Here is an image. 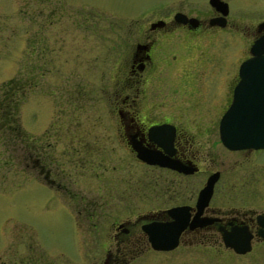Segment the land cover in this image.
I'll return each instance as SVG.
<instances>
[{"label":"flooded vegetation","instance_id":"obj_1","mask_svg":"<svg viewBox=\"0 0 264 264\" xmlns=\"http://www.w3.org/2000/svg\"><path fill=\"white\" fill-rule=\"evenodd\" d=\"M221 1L226 3L225 14L208 0L207 8L190 12L182 1H179L176 10L170 15L153 16L142 21L143 27L135 33L136 35L133 29L129 28L125 33L126 38L115 37L112 42L106 44L104 57L108 56L115 62L110 77L111 85L105 98L106 106L102 111L107 118L83 119L80 114L84 113V91L76 89L77 91L73 92L64 88L65 98L71 100H66L69 106L66 104V107L58 109L41 136L22 141L24 137L19 133L18 126H13L15 135L19 136V164L29 166L37 180L44 181L43 183L57 194L61 193L62 196L59 197L78 228L81 226V219L90 222L93 228V244L81 245L80 264H186L176 253H201L205 260L210 258L206 253L221 252L222 249L229 248L221 241V231H227L231 227L245 226L251 233L250 250L254 241H264L257 233L261 228L257 216L264 217V147L228 149L222 145L218 136L219 118L230 102L232 88L238 80V66L251 55L249 48L255 40H260L261 44L264 42V0H259L262 6L259 5L257 18L251 22L229 15L228 0ZM174 30L176 55L172 54L171 58H176V84L173 89L176 90L180 102L176 105V113L174 111L168 116L164 115V110L152 112L153 106L145 105V86L157 72V63L167 58L169 45L164 39L171 36ZM224 33L237 34L242 43V56L230 75L225 69L226 82L219 84L220 89H223L220 98L218 97L220 102L216 106L212 102L202 103L201 106L187 105V96L178 93L177 89L184 87L186 83L190 86L191 75L195 72L193 64L198 66L196 69L212 64L213 59L206 60L205 56L201 57V53L213 48L210 52L213 58L222 56L221 52L215 51V42H220L222 50L227 38ZM200 41H205V44ZM39 43L41 42L33 43V54L37 50L42 53L52 49L47 44L38 48ZM89 46L94 67L99 65L101 57L100 42L95 41ZM79 50L75 51L77 55ZM25 88L23 84L6 87L3 94L7 95L0 97L1 115L9 117L10 111L15 108L16 100H10L8 93H15L16 90L22 92ZM102 90L106 94L104 89L99 88V92ZM214 107L215 111L220 108V112L213 116L214 119L203 116L207 110L209 112V109ZM192 112L197 113V117L187 116ZM211 137H214L216 143H220L225 152L235 156L230 164L226 165V170L222 168L224 160L213 164ZM117 142L121 150L137 163L174 174L176 179L164 180L158 184L155 191L158 196L147 198L156 200V203H150L134 212L131 207L134 201L131 198L111 196L114 189L109 186L111 183H107V186L103 180L101 182L104 169H107V164H104L102 158L106 154L116 152ZM59 146L61 148L57 151ZM135 146L176 160L177 168L172 169L139 159ZM57 156L62 159H57ZM86 157L87 161L89 157H100L95 165L101 167V171H91L95 187L88 186L94 191V194L89 196L79 192L86 189L82 185L84 181L70 179L72 172H75L76 178L83 176L78 168L85 163ZM90 162L92 163V160ZM92 166L90 168L93 169ZM214 172L215 180L210 193L202 205H198V202H201L198 201L199 193L208 176ZM197 175L198 181L194 179ZM222 179L230 183L229 188H234L228 191L227 182L224 181L220 188L218 183ZM107 188L111 192H101ZM250 194L256 195V206H245L241 202L230 201L233 195L247 198ZM119 202L124 205L121 213L117 212ZM136 202H139V199ZM171 207H176V244L169 248L155 247L149 236L157 233L159 229L156 227L160 224L174 219L167 211ZM6 244L0 250V264H20L18 248L12 247L5 252L8 248Z\"/></svg>","mask_w":264,"mask_h":264},{"label":"rangeland","instance_id":"obj_2","mask_svg":"<svg viewBox=\"0 0 264 264\" xmlns=\"http://www.w3.org/2000/svg\"><path fill=\"white\" fill-rule=\"evenodd\" d=\"M179 1L189 12L208 7L206 0H0V97L7 95L3 94L6 87L18 84L26 87L22 92L16 90L15 93H8L10 100H16L12 111L17 116L16 121L0 113V250L6 243L8 248L5 252L17 247L20 264H80L81 245L93 244L94 236L87 220L81 219L78 228L60 199L61 193L57 194L43 180H37L29 166L19 164V136L15 135L13 124H17L19 133L24 137L22 141L41 136L50 118L56 116L58 109L66 107L67 101H71L65 98L64 88L73 92L84 91V113L80 114L83 119L107 118L102 111L106 106L105 98L115 62L108 56L104 57L106 44L115 37L126 38L125 33L129 28L136 35L143 27L142 21L153 16L170 15L176 10ZM227 2L229 15L246 22L257 18L258 7L262 6L259 0ZM224 35L227 38L222 50L220 42H215V51L221 52L222 56L213 58L210 53L213 48L201 53V57L205 56L206 60L213 59L212 64L202 69H196L198 66L193 64L195 72L191 75L190 86L186 83L177 89L178 93L187 96V105L201 106L202 103L212 102L216 106L220 102L223 89H220L219 84L226 82L225 69L230 75L242 56V43L237 34ZM35 41L41 42L38 48L47 44L52 49L42 53L37 50L33 54ZM95 41L100 42L101 57L99 65L93 67L95 63L89 44ZM164 42L169 45L167 58L157 63V72L145 86V105H152V112L164 110V115L170 116V113H176V105L180 102L173 89L176 84V58H171L172 54L176 55V30L171 36L165 37ZM77 50L78 55L75 53ZM98 87L104 89L106 94L103 90L99 92ZM209 110L203 116L213 118L220 112V108L215 111V107ZM197 115L192 112L187 116L193 118ZM211 138L213 164L224 160L222 168L226 170V165L235 156L225 152L220 143H216L214 137ZM116 146V152L101 157L107 164L101 182L103 180L107 186V183H111L109 186L114 188L111 196L131 198L134 212L156 203V200L147 198L158 196L155 192L158 184L164 180H174V174L137 163L121 150L118 142ZM60 148H56L57 151ZM98 158L89 157V162L85 158V163L78 168L83 176L76 178L75 172L70 170L72 181L85 182L82 185L86 189L79 191L84 195L94 194L88 186L95 187L91 171H101V167L95 165ZM57 159L62 158L57 156ZM223 181L227 182L228 191L234 188H229L230 183L224 179L218 183L220 188ZM102 190L104 193L109 191L108 188ZM255 197L254 194L247 198L233 195L230 201L256 206ZM137 199L139 202H136ZM117 207L118 213L123 212L121 209L124 205L119 202ZM206 255H210V258L204 260L201 253H176L186 264H264V241H254L251 250L244 254H237L228 248Z\"/></svg>","mask_w":264,"mask_h":264},{"label":"water","instance_id":"obj_3","mask_svg":"<svg viewBox=\"0 0 264 264\" xmlns=\"http://www.w3.org/2000/svg\"><path fill=\"white\" fill-rule=\"evenodd\" d=\"M219 8L222 14L226 13V3L221 0H208ZM179 16H183L177 14ZM176 19V13L174 14ZM182 21L184 18L181 19ZM192 20V19H190ZM249 51L251 55L242 60L238 66V80L232 88L231 99L222 112L218 122V136L223 146L228 149L262 148L264 147V42L255 40ZM139 159L160 166L177 168L176 160L166 155L135 146ZM215 172L208 176L199 193L198 205L207 199ZM173 220L160 224L156 234L149 236L155 247L169 248L176 244V207L167 209ZM174 215V216H173ZM261 228L258 235L264 239V217L257 216ZM251 233L245 226L231 227L221 231V241L224 246L231 248L235 253H244L250 250Z\"/></svg>","mask_w":264,"mask_h":264},{"label":"trees","instance_id":"obj_4","mask_svg":"<svg viewBox=\"0 0 264 264\" xmlns=\"http://www.w3.org/2000/svg\"><path fill=\"white\" fill-rule=\"evenodd\" d=\"M12 107H13V106H12ZM12 111H13V110H12ZM12 111H10V116L13 117V120L16 121V117H17V116H16L15 114H13ZM13 112H14V111H13ZM15 123H16V122H15ZM13 126H17V124H15V125L13 124ZM13 126H12V127H13Z\"/></svg>","mask_w":264,"mask_h":264}]
</instances>
